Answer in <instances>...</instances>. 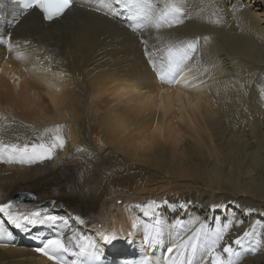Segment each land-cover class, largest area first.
I'll list each match as a JSON object with an SVG mask.
<instances>
[{
  "label": "bare ground",
  "instance_id": "1",
  "mask_svg": "<svg viewBox=\"0 0 264 264\" xmlns=\"http://www.w3.org/2000/svg\"><path fill=\"white\" fill-rule=\"evenodd\" d=\"M182 1L184 24L165 31L201 38L189 78L204 83L185 93L199 101L195 109L177 106V89L155 81L140 33L91 9L75 5L46 26L29 12L12 28L11 42L20 45L13 52L0 36V139L50 140L55 133L46 130L63 126L66 141L36 167L0 166L2 202L22 193L35 195L31 206L53 199L58 212H73L87 229L130 232L128 244L143 225L140 206L185 202L186 213L201 220L206 212L196 214L192 203L243 221L233 228L238 235L255 224L261 244L240 264H264V0ZM113 224L124 229L110 230ZM137 254V264L146 257L155 264ZM0 258L50 264L29 249L0 248Z\"/></svg>",
  "mask_w": 264,
  "mask_h": 264
},
{
  "label": "snow or ice",
  "instance_id": "2",
  "mask_svg": "<svg viewBox=\"0 0 264 264\" xmlns=\"http://www.w3.org/2000/svg\"><path fill=\"white\" fill-rule=\"evenodd\" d=\"M14 2L23 9L21 15L37 10L43 21L50 23L62 18L70 11L76 0H14ZM97 3L99 6L95 10L102 12L105 16L126 14L130 18L127 26L131 31L141 34L140 43L143 45L144 56L157 81L163 88L177 89L175 95L177 106L187 104L189 108L195 109L199 101H193L185 93L199 89L204 83L196 74H192L189 78V74L193 73L191 65L198 64L200 61L201 38H179L165 31L184 24L186 17L183 9L177 3L166 4L165 8L159 9L155 0H97ZM213 23L219 24L221 21L217 19ZM146 31L150 33L148 39L144 37ZM152 32L155 33L154 36L151 35ZM8 39V52H13L14 49L20 47L18 42L15 44L11 42L10 36ZM208 39L207 36L203 37L205 42ZM152 40L155 42L153 43ZM27 43L25 41V44ZM16 58L20 59V56L17 55ZM13 79L18 82L19 77H13ZM56 90L59 91L58 88ZM12 124H15V121L9 122V126ZM62 127L57 126L55 129L46 130L55 133L50 140H45L43 136L38 138L39 142L31 143H20L18 140L17 142H6L0 139V165L30 166L53 160L57 150L65 148L66 141L61 134ZM156 132L157 129L154 128L153 133ZM159 134L163 135V132L160 131ZM164 204L167 205L168 201H164ZM50 206L54 208L56 202L52 201ZM140 207L145 208V215L153 221L146 226L143 236V242L148 247L159 245L166 231L171 234L174 229L184 226V222L180 221L166 229L165 222L156 215L155 210L160 205L154 201ZM219 207L221 206L213 205L212 210L215 211ZM0 217L6 219L7 223L16 229L26 233L37 227L51 225L56 228L57 225L62 224L63 228H57L54 234L47 237H41L39 234L33 235L38 246L32 251L46 258L50 264H77V259L68 260L69 256L87 257L91 262L100 260L101 254L92 242L86 243L85 238L75 231L72 235H65L64 229L68 228L69 221H61L57 215L52 214L47 205H37L29 209L18 199H10L6 203H0ZM76 220L84 224L79 217ZM190 223L192 228L189 232L187 234L176 232L171 246L167 247L162 258L155 260V264H240L243 256L249 252L254 254L261 244L255 224L251 226V230H245L229 241L230 230L243 223L235 217L227 221H219L215 227H209L206 223L197 220H192ZM131 226L137 229L138 224L133 222ZM12 237L13 234L4 226V223L0 222V247H16ZM102 237L105 244L117 238L115 233L111 235L102 233ZM80 264L84 262L81 261ZM141 264H153V261L146 257Z\"/></svg>",
  "mask_w": 264,
  "mask_h": 264
},
{
  "label": "rangeland",
  "instance_id": "3",
  "mask_svg": "<svg viewBox=\"0 0 264 264\" xmlns=\"http://www.w3.org/2000/svg\"><path fill=\"white\" fill-rule=\"evenodd\" d=\"M33 197H34V199H35V195L33 194V193H30ZM44 201H53V199H48V198H44L42 201H40L39 203H42V202H44Z\"/></svg>",
  "mask_w": 264,
  "mask_h": 264
}]
</instances>
